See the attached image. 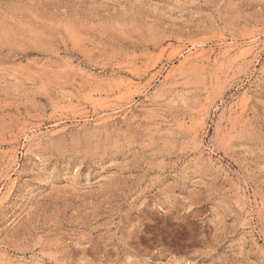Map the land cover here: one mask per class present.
<instances>
[{"label":"rangeland","instance_id":"374dc122","mask_svg":"<svg viewBox=\"0 0 264 264\" xmlns=\"http://www.w3.org/2000/svg\"><path fill=\"white\" fill-rule=\"evenodd\" d=\"M0 264H264V0H0Z\"/></svg>","mask_w":264,"mask_h":264},{"label":"bare ground","instance_id":"6f19581e","mask_svg":"<svg viewBox=\"0 0 264 264\" xmlns=\"http://www.w3.org/2000/svg\"><path fill=\"white\" fill-rule=\"evenodd\" d=\"M253 42H254V41H253ZM251 45H252V44H251ZM253 46H254V45H253ZM249 47H250V46H249ZM251 47H252V46H251ZM246 48H247V47H246ZM246 48H245V49H246ZM250 49H251V48H250ZM223 51H224V50H223ZM248 51H249V50H248ZM243 53H244V52H243ZM246 53H247V52H246ZM252 53H253V52H252ZM198 54H199V52H198ZM190 56H191V55H190ZM244 56H245V55H244ZM187 57H188V56H187ZM187 57H186V58H187ZM184 60H185V59H184ZM172 71H173V70H172Z\"/></svg>","mask_w":264,"mask_h":264}]
</instances>
